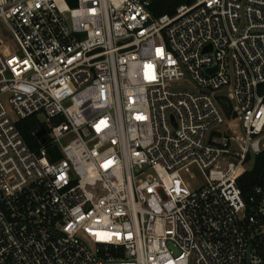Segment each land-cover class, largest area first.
<instances>
[{
  "label": "built area",
  "instance_id": "built-area-1",
  "mask_svg": "<svg viewBox=\"0 0 264 264\" xmlns=\"http://www.w3.org/2000/svg\"><path fill=\"white\" fill-rule=\"evenodd\" d=\"M149 5L0 0V264H264V0Z\"/></svg>",
  "mask_w": 264,
  "mask_h": 264
},
{
  "label": "trees",
  "instance_id": "trees-1",
  "mask_svg": "<svg viewBox=\"0 0 264 264\" xmlns=\"http://www.w3.org/2000/svg\"><path fill=\"white\" fill-rule=\"evenodd\" d=\"M184 2L187 0H150L149 9L155 17H158L162 14L174 13L176 7ZM40 125L35 115L18 123L26 142L32 147L37 146L35 134ZM237 183L244 199H247L256 187L264 190V151L254 157L251 169L243 172Z\"/></svg>",
  "mask_w": 264,
  "mask_h": 264
},
{
  "label": "rangeland",
  "instance_id": "rangeland-1",
  "mask_svg": "<svg viewBox=\"0 0 264 264\" xmlns=\"http://www.w3.org/2000/svg\"><path fill=\"white\" fill-rule=\"evenodd\" d=\"M0 28H1V24H0ZM0 36L2 38V40L9 46V48L11 50H15V44L14 42L5 34V32L3 30L0 29ZM36 118L38 119V121L40 122V124L46 126L47 128H50L52 123H51V120H47L46 117L44 116L43 113H38L36 115ZM73 138V135H67L63 141H62V144H66L67 142H69L71 139ZM244 167H248V165H245ZM195 181L191 180L190 181V185L191 186H194L195 185Z\"/></svg>",
  "mask_w": 264,
  "mask_h": 264
},
{
  "label": "water",
  "instance_id": "water-1",
  "mask_svg": "<svg viewBox=\"0 0 264 264\" xmlns=\"http://www.w3.org/2000/svg\"><path fill=\"white\" fill-rule=\"evenodd\" d=\"M44 133H45V129L43 127H41L37 133H36V136L40 138L41 142L44 141Z\"/></svg>",
  "mask_w": 264,
  "mask_h": 264
},
{
  "label": "snow or ice",
  "instance_id": "snow-or-ice-1",
  "mask_svg": "<svg viewBox=\"0 0 264 264\" xmlns=\"http://www.w3.org/2000/svg\"><path fill=\"white\" fill-rule=\"evenodd\" d=\"M101 123H103V122H101Z\"/></svg>",
  "mask_w": 264,
  "mask_h": 264
}]
</instances>
